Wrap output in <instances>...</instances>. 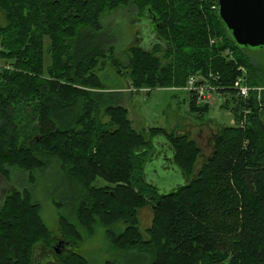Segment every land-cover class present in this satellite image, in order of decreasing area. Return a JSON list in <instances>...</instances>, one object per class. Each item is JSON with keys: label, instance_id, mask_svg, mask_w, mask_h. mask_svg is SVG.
<instances>
[{"label": "trees", "instance_id": "1", "mask_svg": "<svg viewBox=\"0 0 264 264\" xmlns=\"http://www.w3.org/2000/svg\"><path fill=\"white\" fill-rule=\"evenodd\" d=\"M129 6L151 19L153 41L145 49L130 47L127 64L116 59L113 48L79 43L86 31L101 32L106 9ZM217 11V0H0L5 20L0 24V177L9 180L12 167L29 175L28 186L12 188L0 204V264H38L39 247L55 243L32 193L35 175L47 161L59 163L81 186L74 220L59 223L74 247L56 254L55 264H92L80 247L86 232L93 234L98 225L108 228L116 249L151 251L146 264H264V92L260 100L257 91L244 100L233 90L244 74L241 68L250 87L257 83L246 50L234 44ZM107 58L119 75L126 69L131 88L139 92L185 88L194 76L213 81L220 95L234 94L236 100L226 103L237 125L219 131L212 153L195 172L203 150L188 135L163 128H151L148 135L131 128L123 93L106 89L94 70ZM98 108L110 117L109 125L98 124ZM208 110L209 104L198 106L191 92L190 112L202 116ZM156 137L172 145L174 162L188 182L162 194L146 182L145 161L143 180L154 193L155 218L144 236L137 212L150 203L148 193L136 190L135 161ZM97 178L111 187L93 186ZM120 221L127 224L123 230Z\"/></svg>", "mask_w": 264, "mask_h": 264}, {"label": "rangeland", "instance_id": "2", "mask_svg": "<svg viewBox=\"0 0 264 264\" xmlns=\"http://www.w3.org/2000/svg\"><path fill=\"white\" fill-rule=\"evenodd\" d=\"M4 23L3 13L0 12V24L3 25ZM100 23L101 27H103L100 33L93 34L91 31H86L79 43L83 44L90 40L92 42L96 41L99 46L113 48L115 52L114 56L123 65L129 62L127 51L130 47L141 46L145 49L152 44V21L148 16L139 17L137 10L133 6L106 9L101 15ZM84 26L83 24L77 27L78 29H83L85 28ZM86 28L92 29L93 27ZM45 42L47 49L50 45L48 37L45 38ZM160 54L162 56V53ZM105 55L109 57L111 54L106 53ZM243 56L253 66L251 76L253 81L257 83L256 88L259 90L257 92L258 99L260 100V94L264 92V49H249L244 51ZM51 63L52 59L47 54L45 56L46 71H48ZM94 70L103 80L106 89L110 91L125 89L123 93L124 105L128 110V119L132 123L131 128L133 130L149 135L151 128H163L167 131H173L176 134L188 135L198 143L203 153L196 162L195 172L200 169L203 161L209 157L212 150L211 138L213 135L210 128H207L206 125L214 124L220 128L235 126L233 124L234 117L231 106H228L226 103L229 100L231 103L236 100L233 93H227L225 96H221L218 90L212 91L207 101L209 104L208 112L202 116H198L196 113L193 114L190 112V94L184 88H157L149 92L146 90L139 92L135 88H131L125 73L126 69L122 68L123 73L119 75L117 69L113 67L108 58L106 62L102 64L101 62L98 63ZM190 79L198 81L202 78L194 76ZM127 86L130 89H127ZM94 114V117L98 120V124L102 126L109 125L110 117L104 109L98 108ZM111 128L113 126L109 129ZM166 142L163 137L154 138V146L152 145V148H148V153L144 157L135 161L136 179L134 183L136 190H139L140 193H148L145 196L150 203L137 212L139 228L144 236H147V231L152 228L155 218L152 207L155 202V199H153L154 193L143 180L142 169L145 161L147 160L144 168L148 183L157 187L162 194L169 193L188 182L182 171L176 166H172V170H168L165 173L163 168L160 169L161 165H159V173L157 176L154 174L155 168L148 167V162L154 156L155 149H157L156 146H164ZM158 153L162 155L167 153L170 155V151L166 146H164V150H158L156 156ZM146 167H148L147 170ZM148 172L151 173L150 176H147ZM28 177V174L19 169L16 170L13 167L11 168V177L9 180L0 177V204L12 188L22 190L28 186ZM35 177L36 181L32 188V193L34 201L41 206V218L54 236H59L60 239H63L59 229L60 219L68 218L69 220H74L75 204L81 193V186L68 176L66 171L60 167L59 163L57 164V162L53 161H47L45 168L37 172ZM93 186L101 188L111 187L103 178H97ZM29 189L31 190V188ZM118 225L122 230L127 227L124 221H120ZM107 229L105 225H98L93 234L86 232L85 241L80 247V253L90 263L146 264L151 260V251L149 250L139 252L116 249L107 235ZM35 260L41 263L39 256ZM46 260L50 261L49 258Z\"/></svg>", "mask_w": 264, "mask_h": 264}, {"label": "water", "instance_id": "3", "mask_svg": "<svg viewBox=\"0 0 264 264\" xmlns=\"http://www.w3.org/2000/svg\"><path fill=\"white\" fill-rule=\"evenodd\" d=\"M217 4L218 18L221 21L226 32L232 38L234 44L239 49H264V0H217ZM164 146L168 148V150L170 151V155L167 153L163 155L161 153H158V155L156 156L158 150H164ZM164 146L157 145V149H155L154 152L155 157L153 156L148 162L149 168H155L154 174L156 176L159 173V165H161L160 169L163 168L165 173H167L168 170H172V166H176L174 162L175 152L172 145L166 142ZM148 167H146V170ZM150 174L151 173L148 172L147 176H150ZM67 245H69V243L64 242L61 247ZM61 247L60 245L58 247H55V250L58 254L62 253Z\"/></svg>", "mask_w": 264, "mask_h": 264}, {"label": "built area", "instance_id": "4", "mask_svg": "<svg viewBox=\"0 0 264 264\" xmlns=\"http://www.w3.org/2000/svg\"><path fill=\"white\" fill-rule=\"evenodd\" d=\"M215 41L212 40L211 43L213 44ZM227 54H230L233 56V53L228 50L226 52ZM241 70L244 72L243 75L239 76L238 79L235 81L233 90L236 92L237 96L242 99H248L250 96V93L252 91H255L256 88H252L248 85L247 79H246V73L243 68ZM210 79L212 80H218V76L211 75ZM189 90L193 92L194 96L196 97L197 103L205 104L206 101L209 99V95L212 91L218 90L217 87H215L209 79H204L201 83L197 80H191L189 83ZM248 112H245V114ZM240 125L244 126V121L240 123Z\"/></svg>", "mask_w": 264, "mask_h": 264}, {"label": "flooded vegetation", "instance_id": "5", "mask_svg": "<svg viewBox=\"0 0 264 264\" xmlns=\"http://www.w3.org/2000/svg\"><path fill=\"white\" fill-rule=\"evenodd\" d=\"M139 43V42H138ZM201 127V126H200ZM207 128H210L211 130V133H212V138H211V141H212V150H211V153L213 151V143H214V140L215 138L217 137L219 131L222 129L220 127H217L216 125L214 124H207L206 125ZM202 128V127H201ZM177 134H181V133H177ZM210 153V154H211ZM57 235V234H56ZM63 237V236H62ZM55 238V243L52 245V247H50L49 249H46L44 247H39V251L37 253V255L40 257L41 259V263H38L36 260V263L38 264H49V263H53L55 264L56 262V254L57 251L55 250V247L59 246L61 247V245L65 242V243H69V245L67 246H63L61 247V252H65V251H68L70 249H72L74 246L71 244V242L67 241L66 239H60L59 236H54ZM67 241V242H66ZM52 248H53V251H52ZM54 252V253H53ZM61 254V253H60ZM37 258V256H35V259ZM47 258H49L50 261L46 260Z\"/></svg>", "mask_w": 264, "mask_h": 264}, {"label": "crops", "instance_id": "6", "mask_svg": "<svg viewBox=\"0 0 264 264\" xmlns=\"http://www.w3.org/2000/svg\"><path fill=\"white\" fill-rule=\"evenodd\" d=\"M117 75H118V74H117ZM102 81H103V80H102ZM127 89H130V87L127 86ZM117 90H118V89H117ZM124 90H125V89H120V90H118V91L124 93Z\"/></svg>", "mask_w": 264, "mask_h": 264}]
</instances>
